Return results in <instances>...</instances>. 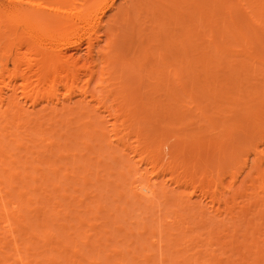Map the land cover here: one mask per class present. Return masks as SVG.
Returning a JSON list of instances; mask_svg holds the SVG:
<instances>
[{
  "label": "rangeland",
  "instance_id": "374dc122",
  "mask_svg": "<svg viewBox=\"0 0 264 264\" xmlns=\"http://www.w3.org/2000/svg\"><path fill=\"white\" fill-rule=\"evenodd\" d=\"M121 2L122 0H115L114 8L109 10L106 15L101 18L102 21L100 26H103L104 28L105 24L108 25L113 23L111 20L114 19V17L112 16H116L115 14L118 13L116 12L118 10L117 7L122 4ZM143 2L145 1H138L139 6L137 8L139 10L141 8V4H143V6L147 5L146 8L153 9L152 5L154 2L159 4L160 8L166 9V6L167 8L169 6L172 7L171 0H146V3ZM151 2H153V4ZM212 3L214 4L213 6H215L213 24L215 29L212 27V31H210V33H213L215 36H219L218 32H221V29H224L227 25L226 24L223 26L222 22L223 18L226 16L225 14L232 10L230 8L231 1L213 0ZM219 3L221 4L219 5ZM223 3H225V5ZM137 8L132 9L131 7L130 9L132 11L129 9L131 14L129 11L127 14H130L128 16L129 18L127 19V16L123 17V15L122 17L124 20L118 19L117 21L119 22L115 23L114 26L116 24L118 25H116L114 29H116L115 31L117 36L122 39L120 40L117 37L119 43H121L120 47L125 50V54L127 52L125 46L129 45L128 43L133 39L134 36L136 37V39L135 37L134 39L138 40L136 35H139V42L141 40L143 42V39L145 38L144 44L142 45L143 49H141V45H139L140 49L137 50L139 55H136H138V59L141 58L143 55L140 56L141 53L139 52L144 50L142 53L146 54L145 57L147 58H141L140 63H137V58H132L134 57L132 53L126 55L122 53V57L120 56V60L116 65L119 70L116 71V73H123H121V76L119 75V77H122V80H124V82L121 80L123 84L121 82L120 85L116 84L119 87L122 86L120 91H123H121L119 95L122 97H120V99L117 97L118 99L112 101H114V105H118L117 110L119 109V111H121V113L119 112L120 116H118V118H123V120H125L124 122L122 119L117 118V122L122 123L123 121L126 124L125 125L122 123L124 126L122 125L121 127V124L118 123V127L122 129L120 133L123 132L120 135H124L125 133L126 138H124V140H127L126 142L129 144L128 146H130L131 149L133 146V149L138 150H134L136 153L132 154L128 151H121L122 146H120L121 149L116 145L113 146L115 142H113L114 144L109 145V142L107 141L109 139H107L106 136L101 135L99 131L100 127L97 128L96 125H94L95 127L92 126L94 129L88 128L87 125L90 124L89 126L91 127V124L93 123H88L87 118L86 120L83 118L84 121H82L83 119L81 118L79 120V115H77L78 113L75 114L73 110L72 111L74 114H72V111H69L60 113L57 116V113L51 109V106L53 105L50 104L49 107H44L45 102H40L36 105L34 114H29L28 109L26 111L24 110L25 112L22 111L21 113H23L25 116L22 114L24 117H22L20 120V122L23 120V123L21 122L18 128V132L20 133H17L18 136L16 135L13 138V142L15 141V138L18 137L16 139L22 143L21 145L17 146L20 142L18 143V141H15L18 144L15 142H9L10 145L8 144V148H6L8 149V152L6 153H13L11 157L13 156L16 158L12 164L13 166L15 165L16 171V167L18 166L17 168L19 171H13V174L16 176L12 175L10 168L13 166L10 160L9 162L11 166H7L9 169L7 167H5L7 169L2 168L3 166L1 167L3 170L0 171L2 173H0V187L2 186V190L0 189L2 193L1 191L0 193H5L3 194L5 200L4 198L2 201L0 200V207L3 201H7L6 205L10 206H12L10 202L14 201V203H17L19 206L13 203V205L18 206H13V208L16 207L13 211H16L18 208L20 214H16L17 211L15 214H13L15 216L22 215L24 218L21 216L22 219H16V217L14 219V215L11 213V218H13L12 222H15V224L13 225L11 222L10 225L15 226L16 229L15 230L12 228V226H10L13 230V241L12 239L11 241L14 242L15 240L17 250L16 248L13 250L12 242H9V239L11 238L9 235L10 233L8 234V237V235H6L7 231L3 229V226L0 228V239L2 238L0 240V245L2 246L0 248L2 249L0 250L2 251L0 252V264H21L19 259H15L17 258L16 254L18 253L20 256L22 254L21 257L23 261L28 258L26 259L27 264H52L51 262H53V260L48 259L49 262L45 260L48 256H52L51 259L55 257V261L53 262L54 264H264V193H261L259 189L255 187L257 185L251 187L252 183L256 181L255 173H252L253 175L250 174L249 176L247 175V177H244L247 174L245 172L248 171L247 168L249 167L250 163L249 160H244L245 153L240 154L241 152L238 151L240 147H237L238 144L235 143L236 141L232 142L230 145V141H234L233 137L235 133L233 129L236 131V128L232 129V127H235L237 122H235V120L229 121L228 123H230L229 126H231V128H229L228 124H226L229 130L232 129V134L234 133L231 136V133H224L225 135L221 133L222 126H220V122L217 121L223 116L226 117L227 115L240 110L241 107H246V102H243L245 101V97L241 96L244 99L243 100L238 95L242 91L239 93L236 92L237 89L235 86L240 82L239 85L242 88L245 83V86H247L248 82L253 84L257 81L254 82L252 78L250 81L248 78V80H245L246 73L244 71L242 72L239 68L237 69L238 60H241L242 57L239 56V59L236 53L233 52L236 48L232 45H229L230 43L227 41H222L220 43L218 40V43H215L216 47L213 48L211 52H208L209 54L206 53V55H196L197 58L191 56V53H189V55H185L187 57L189 56L188 59L186 57V59L184 57L182 59V56L184 55L177 56L180 58V61L176 63L175 60H172L173 57L171 56L173 55L170 56L167 54V58L166 56H164V58L161 56L156 58L158 55H160L159 53L165 51L163 48L166 44L165 40L168 39L169 41V38H174L172 42H174V45H177L176 48L180 49L181 47V49L183 48L184 50V47L189 49L190 46L195 44L196 38L191 36L190 33L184 34L182 29H179L181 25L175 22L174 19L172 20V18H170L168 15L166 18H164L166 14L163 16L161 11L160 17L163 18V20L159 18L161 20L160 21L158 18H156L157 21H160L157 22L156 19L154 20L156 17L155 14L157 13L156 10L154 11V9H148L147 11L145 8L144 11L142 8L139 11ZM189 9L190 7L187 4L184 3L181 5V11L183 10V15H187L188 11L190 12L191 10ZM142 10L145 13L151 10L150 13L153 11L155 16H152V13L151 15L150 13L146 15L144 12H142ZM133 11L135 14L134 17L131 16L133 15ZM137 12L138 14L139 12H142L140 13L142 15H137ZM111 13L115 14L112 15ZM143 14H145V21L143 19ZM148 15L153 17L152 19L154 21L150 19L151 17ZM183 15H181V19L186 18V20H188L187 16L185 17ZM130 16L133 18V23H136L134 19L138 16L136 23L137 25L132 23ZM146 16L148 17L147 20ZM182 16L184 18H182ZM129 21H131V24L133 25H131ZM159 23H162L160 27H158ZM125 24H128V26ZM142 25V28H144L146 32L141 28ZM133 26L135 28L134 30L137 29L136 27L139 28L137 30L138 32L133 31L132 33L131 29ZM146 27H148V29L151 31L153 29L152 33H154L155 30L157 35L154 33L156 35L154 36V34H152L150 31L147 33L148 29L146 30ZM103 28L101 27V29L98 31V33H100H97L101 39H104ZM140 28L142 29L143 33L140 32ZM179 31H181V33H183L186 37L184 38L182 36L183 34L181 35ZM134 32L136 35H133ZM131 34L133 37L130 36ZM146 34H148V36ZM168 35H173L174 37H169ZM141 36L143 38H141ZM157 37L158 39L161 38V43ZM129 38L132 39L130 40ZM146 41L148 42V44H146L148 47L145 45ZM126 43L128 45H126ZM172 44L173 43L170 41V45ZM144 45L146 48H144ZM82 46L84 47L83 43L81 44V49L76 50L69 48L65 53L67 55H73L74 57L82 56L84 51ZM226 47H230V49L233 47L234 48L231 52V50ZM217 50L219 53L216 52ZM121 52L122 51L120 50V53ZM213 54H216V57ZM128 55H130L131 58ZM227 56L228 58H226ZM169 57H171V59ZM160 58L163 61H167L168 59L167 63L162 62V64H165V66L158 62L161 60ZM176 58L174 57L173 59ZM219 59L220 61H218ZM171 60L173 62H171ZM181 61L182 63L185 62L184 65L181 63ZM127 64L129 66L132 65V68L134 66V68L132 69ZM10 65L11 64L8 63L7 68L8 66L10 68ZM166 65H168V67ZM262 75L261 77H264ZM127 76L130 78V80L127 78ZM176 76L177 80L174 78ZM179 79L180 81H178ZM261 79L264 80V78ZM114 81H116V83L118 82L119 84L118 78ZM95 85L96 84L94 81L90 82L89 90L91 92L95 91L97 93L99 88L97 89ZM94 86L97 90L94 89ZM117 86H114L113 84V87ZM167 86L171 88V90ZM180 87L182 88L181 90ZM62 90L63 88L60 87L58 92L59 94H57L58 97H63L61 96V93L63 95ZM174 92L177 93L175 94ZM118 93L119 92L116 94ZM234 93L235 95H233ZM123 94L124 97L126 96L125 98L123 97ZM234 98L237 100H234ZM76 99L77 95L73 94L71 96L70 102L68 104L65 102L64 105H66V107L68 106V109H71V107L74 108V105L76 108ZM110 101L107 102L110 103ZM118 102H120V105ZM213 102H215V104H213ZM114 105L113 107H115ZM217 105L219 107H217ZM121 106L123 108H119ZM47 107L48 109H45ZM48 110L50 111L48 112ZM212 110L215 113H213ZM261 111L264 112V110ZM70 112L71 114H69ZM122 113H124L123 116ZM104 114L105 113L102 115ZM125 115L126 117H124ZM104 116H106V114ZM218 116H220V118ZM81 117L83 116L81 115ZM106 117L107 119L105 117L104 119L109 121V123L105 122L103 126H107L106 128L109 129L108 126L113 121V118L111 120V117ZM134 118L139 122L137 123ZM132 119L135 122H133ZM85 121L88 124H86ZM232 122L235 123L232 124ZM131 123H133V125ZM83 124L86 126H83ZM21 126H23V128ZM69 127L71 128L69 129ZM83 127L86 130H83ZM135 127L136 129H134ZM87 128L89 130H87ZM50 129L55 131L51 134ZM85 131H89V134ZM130 132H132V134ZM40 134L42 137H44H40ZM50 134L52 137H49ZM144 134L145 137L143 138ZM221 134L223 137H225L223 138ZM54 138L55 142H59L53 144L54 141L51 139L54 140ZM49 139L50 143L52 144H49ZM214 139L216 141H214ZM218 139H220L219 142H217ZM223 140H226V143ZM24 143H27V146L29 145L28 147L30 148L27 149L28 147L24 145ZM223 143H225V146ZM49 145H52V147ZM222 145L223 149L220 147ZM225 147H228V149ZM234 147L237 149H234ZM49 149H52V151ZM220 149H222V151H220ZM225 150H227V152H225ZM15 153L17 155H15ZM134 154L139 155L136 157ZM141 155H147L149 157V162H156L161 167L158 173V178H155L156 187L154 188L156 190L150 200L145 199L141 195L138 196L136 193L134 194L133 190L130 189L135 177L134 173L136 167L141 169L145 167L148 171H150L151 168L150 164L148 165L146 161L143 162L144 164L141 163L143 166L141 164H136L133 166V164L136 163L135 161H137V158H139V156L142 157ZM147 156L146 158H148ZM127 157L128 159L135 158L134 161H126ZM150 157L152 160H150ZM46 159L50 160L46 161ZM23 160L25 162H23ZM240 160L246 162L248 165L246 163H243L242 165ZM125 163L130 164L127 165ZM21 164L24 165L23 168ZM244 164L247 168L244 166ZM53 169H55V171ZM4 170L7 171L4 172ZM9 171L11 173L10 177L13 176L12 180H15V182L12 180L11 183L8 182V177L6 176H9ZM161 171L164 173L161 174ZM38 173L42 174L38 175ZM33 174L35 179L34 181L32 179ZM173 175L181 176V180H186L187 178H189V180L187 179V182L184 180V183L181 185L179 184V186L172 182L171 177L173 178ZM185 176L190 177L186 178ZM3 177L4 179H1ZM6 181L10 184L9 187L12 185L10 188L6 186L8 184ZM208 182L210 184H208ZM206 185H209V187L211 186V188L209 189ZM3 187H6L5 189L8 188L7 194ZM212 187L216 189L214 190ZM212 189L217 195L214 196V191ZM203 190L205 192L208 191L209 193H205ZM256 191L259 192L256 193ZM210 195L214 196L215 200L210 197ZM215 197L217 199L220 197L219 199L222 200L218 199V202ZM188 199H191L192 202L191 200L188 201ZM1 219L2 218L0 217V220ZM18 221H21V223L19 222V224ZM43 222L45 223V226L47 224V227L43 226ZM62 224L63 226L66 225L67 227L64 226L63 228ZM1 225H3V222L2 224L0 223V226ZM41 226L43 228H41ZM45 231H48V233ZM43 232L46 234V236L51 232L53 235H50V237L48 235L49 239H47ZM14 234L16 237H14ZM2 240L4 241L1 244ZM16 240H18L19 244H17ZM49 244H52V246H50L53 249L49 247ZM71 248H76L81 253L77 250V254H73L76 257L73 258ZM257 249L258 251H256ZM24 250L27 255H25ZM15 251H18V253ZM79 254H82V256ZM73 259H76V261Z\"/></svg>",
  "mask_w": 264,
  "mask_h": 264
},
{
  "label": "bare ground",
  "instance_id": "6f19581e",
  "mask_svg": "<svg viewBox=\"0 0 264 264\" xmlns=\"http://www.w3.org/2000/svg\"><path fill=\"white\" fill-rule=\"evenodd\" d=\"M138 1L139 0H122V2H121L122 4L117 7L118 10L116 12H118V13H116V14L114 13L118 18L116 16H112V17H114V19L111 20V21H113V23L112 24H108V25L105 24L104 28H103V26H100V23L102 21L101 18L103 16H105L106 13L109 10L114 8L115 0H0V171L3 170V169H1L2 166H3L2 168L7 169L8 168L7 166L8 165L11 166L12 162L16 159L13 156H12L13 157V159H12L11 155L13 153L12 154L10 152L6 153V152H8L7 151L8 149H6V148H8L7 146L9 144V142H11V143L13 142L14 136H16V135L18 136L17 133H20V132H18L19 131L18 128H19L21 122L23 121L22 120L20 122V120H21L22 117L25 116L21 112L24 111V110L26 111L28 109L29 112L28 111L27 112L29 114H34V109H35L36 105L39 104L40 102H45L44 103L45 104L44 107H46V106L49 107L50 104L53 105V106H51L52 107L51 109H52V111H55L57 113V116L60 113L69 112V111L73 110L75 112V114L78 113L77 115H79V117H78L79 120H80V118L81 119L85 118V120L87 118V122L88 123L89 122L93 123V124H91V127L89 126L90 124L87 125L88 128H93V127H95L94 125H96L97 128L100 127L99 131H100L101 135H104V136L107 137V139H109V140H107L109 142V145L110 144L112 145V144H114L113 142H115V144L113 146L116 145L119 148H120V146H122V150L121 151H128L129 153H132V154L136 153V151L138 149L137 150L133 149V146H132V149H133L132 150L130 148V146H128L129 144L126 142L127 140L126 141L124 140V138H126V134L124 133L125 136L124 135H120L123 132L120 133L122 129H120L118 127V123H120V122H117L118 121L117 118H118V116H120L119 112L121 113V111H119V109L117 110L118 105L115 103L117 105V107H116V105H114V101H112V100H115V99H118V98L120 99V97H122V96H119L121 91H123V90L120 91V89H122V86H120V87L117 86V85H120V82L122 80V77H119V75L121 76L122 72L116 73V71H119L118 67H116V65H117V62L120 60V56L122 57V53L125 54V50L120 47L121 43H119V41H118V38L120 39V37L117 36L116 31H115L116 29H114V27H116V25H118V24H116L115 26H114V24L119 22V21H117L118 19H123L124 20L123 17H125V16H127V19H128L129 18L128 16L131 14L130 11H132L130 8L131 7H132V9L137 8L139 6L138 5ZM142 1H145L143 3H146V0H142ZM190 1L189 0H186V1H184V0H171L172 7L169 6L171 8H169V7L167 8V6H166V9L160 8V5L155 3V2H154V4H153V2H151L153 4L152 8L154 9V11L155 10L157 11V13L155 14L156 17L154 18V20L156 18H158V20H160L159 18H161L160 16H161V12H162L163 16L166 14L164 18H166V16L168 15V16H170V18H172V20L174 19L175 22L180 24L181 27L179 29H182V32H184V34L185 33H190L191 36L196 38L195 44L190 46L189 49H186L184 47V50H183V48L181 49V47H180V49L176 48L177 45H174V42H172V40L174 38L173 39L169 38V41H168V39L167 40L164 39L166 44H165V46H164L163 43L162 44L164 46L163 48L165 49V51L159 53L160 55H158L156 58H158L159 56H161L163 58H164V56H166V58H167V54L170 55V56L173 55V56H171L173 58L174 57L176 58L177 56H180V55H184V56H182V59H183V57L184 58L186 57L188 59L189 56L187 57L185 55H189V53H191V56H194V57H196V55L197 56L198 55H204V54L206 55V53L211 52V50L216 47L215 43H218L217 42L218 40H219L220 43L222 41H224V42L227 41V42L230 43L229 45H232V46H234L236 48L233 51L232 49L234 47L232 49H230V47H226V48H229L231 50V52L232 51L235 52L238 57L239 56L242 57L241 60H238L237 69L239 68V69H241L242 72L244 71L246 73L245 74L246 75V77H245L246 79L245 80L249 79V81H250V79L252 78L254 80V82L255 81H257V82H255L253 84H250L247 81L248 85L245 86V84H246L245 83L243 85V87L245 86L244 88L243 87L241 88V86L239 85L240 84V82H239V84H237L235 86L236 89H237V90L236 89L235 90L238 93L240 91H242L240 94H238V93L237 94L240 97L241 96L245 97L244 98L245 101H243V102H246L245 103L246 107H241L240 110H237L236 112H233V113L230 111L232 114H229L230 116L227 115L229 117H227V116L224 117L223 116L222 118H220V116H218L220 119H218L217 121H219L220 124H221V125L220 124L219 125L222 126V130H221L222 134H224V133L230 134L231 133V136H232L235 133V135L233 137L234 141H230V145H231L232 142L236 141L235 143L239 145V146L237 145V147L238 148L240 147L239 148L240 150L238 149V151L241 152L240 154L245 153L244 154L245 155V159L244 160L245 161L249 160V162H250L248 168L244 164V166L248 169V171L245 172L247 174L244 177H247V175L249 176L250 174H252V173L254 174L255 173V175H256V179L255 180L256 181L252 183L251 187H254L255 185H257L255 187H257L261 193H264V112L261 111V110H264V80L261 79V78H264V77H261V75L264 74V0H230L231 1L230 8L232 10H230L226 14L224 13L226 16L223 18V22L220 20L223 23L222 25L225 26L227 24L226 25L227 27L225 26L224 29H221V32L217 31L219 33L218 34L219 36H215V35H213V33L212 34L210 33V31H212V27L214 28L213 24H214V8H215V6H213L214 5L212 3L213 0L212 1H210V0H192L191 2ZM140 3H142V2H140ZM184 3L187 4L190 7V9H191V10L189 9L190 12L188 11L187 15H185V14L183 15V10L181 11V5L184 4ZM220 4L221 3H219V5ZM223 4L225 5V3H223ZM142 6H143V4H141L140 10L143 8L144 11H145V8L147 7V5L146 6L144 5L145 8H144V6L143 7ZM178 8L180 9V11H179ZM129 9H130V11H129ZM146 9L148 11V9H151V8H146ZM153 9H151V10H153ZM151 10H149V12H146V13L142 10V12H144L147 15V14L150 13ZM128 11L130 12L129 15H127L129 13ZM142 12H139V14L142 13ZM151 13H152V16H155L153 11ZM151 13H150V15H151ZM114 14H112V15H114ZM139 14L137 12V15H139ZM145 14H143V16H144L143 19L145 18ZM120 15H121V17H120ZM134 15L135 14H134V11H133V15H131V16L134 17ZM140 15H142V14H140ZM150 15H148V16H150ZM181 15H183L185 17L187 16L188 20H186V18H184L183 16H182V18H184V19H181ZM137 17L134 19L136 23H137V19H138ZM139 18H140V16H139ZM152 18L153 17H151L150 19H152ZM170 18H168V19H170ZM130 19H131V21L133 23L134 22L133 18L131 17ZM147 19H148V17L146 16V20ZM161 20H163V18H161ZM131 21H129L130 24H131ZM144 21H145V19H144ZM153 21H151V22L154 23ZM156 21H157V19H156ZM160 21H157V22H160ZM187 22L190 23V24H188ZM136 23H133V24H136ZM133 24H131V25H133ZM160 25H162V23L161 24L159 23L158 27H160ZM126 26H128V24ZM134 26L132 27V29L130 28L132 30V33H133V31H137L139 29L138 27H136L137 29L134 30L135 29ZM223 26H222V28H223ZM101 27L103 28V32H104V34H103L104 35V39H101L99 37V35H98L100 33V32L98 33V31H99V29H101ZM129 27H131V26H129ZM142 27H143V25L141 26V28ZM142 29L145 31L144 28H142ZM142 29H141L140 32H142ZM147 29H148V27H146V30ZM214 29H213V31H214ZM148 31H150L152 33L153 29H152V31L148 29L147 33H148ZM127 32H129V31H127ZM142 33H140V34H142ZM154 33L156 34L155 30H154ZM154 33H152V34H154ZM179 33L181 35L183 34V33H181V31H179ZM155 34H154V36L157 35V34L156 35ZM184 34L182 36L185 38L186 36H184ZM133 35H136L135 32H134ZM146 35L148 36V34H146ZM173 35H170V36L172 37ZM130 36H132V34ZM136 36H137L138 40H135L136 37L134 36L135 37V39H134V37L132 36L133 39L131 38L132 39L131 40L129 38L131 41L130 42L128 41L129 43L127 42L129 45L126 43V45H128V46H125V49L127 51L126 54H131L132 53V55L134 56L132 58H135V57L137 58V56L139 55L137 50L140 49V48L143 49L142 45L144 44V40H145V38H144L143 42H142V40L139 42V39H140L138 37L139 35L137 34ZM122 37H123V33H122ZM143 37H144V35H143ZM143 37L141 36V38H143ZM157 39H158V37H157ZM120 40H122V39H120ZM158 40L160 42L161 38H159ZM158 40H156V41H158ZM166 41H168L169 44ZM170 41H171V43H173L172 45H170ZM138 42H139V44H138ZM224 42H223V44H224ZM82 43L84 44V47L82 46L84 48L82 56L74 57L73 55H67L65 53L69 48H73V49H76V50L81 49L80 47H81ZM206 43H207V45H206ZM122 44H123V42H122ZM146 44H148L147 41H146L145 45ZM124 45H125V43H124ZM139 45H141L140 48H139ZM146 46L148 47V45H146ZM146 46L144 48H146ZM148 49H150V48H148ZM120 50L122 51L121 53H120ZM218 50L216 52H218ZM143 51L141 50V52H139V53H141L140 56L141 55L144 56V57L143 56L141 57L142 59L147 58V57H145L146 54L142 53ZM218 53H217V55H218ZM136 54H138V55H136ZM151 55H152V53H151ZM128 56L130 57V55H128ZM214 56L216 57V54ZM228 56H230V55H228ZM228 56L226 58H228ZM171 57H169V58L171 59ZM141 58H139V59L137 58V63H140ZM173 58H172V60H175V63L180 61L179 57L176 58L177 60L173 59ZM222 58H224V57H222ZM239 59H240V57H239ZM172 60H171V62H173ZM167 61H168V59H167ZM167 61H163L161 59L158 62H160L162 64V62L167 63ZM218 61H220V59ZM230 62H231V59H230ZM8 63L11 64L10 68H9V66L7 68V64ZM142 63H144V62H142ZM181 63H182V61H181ZM184 63H182V64L184 65ZM141 64H139V65H141ZM145 64H147V63H145ZM171 64H173V63H171ZM177 64H179V63H177ZM229 64H227V65H229ZM148 65H150V64H148ZM162 65L165 66V64H162ZM131 66H129V67H131ZM166 66L168 67V65H166ZM195 67H196V65H195ZM133 68H134V66H133ZM119 69H120V67H119ZM144 69H145V67H144ZM194 69H196V68H194ZM136 70H137V68H136ZM142 71H144V70H142ZM148 71H150V70H148ZM165 72H168V71H165ZM133 73H131V74H133ZM151 73H152V71H151ZM192 75H195V74H192ZM177 76L174 77V78L176 79ZM262 76H264V75H262ZM117 78H118L119 84H118V82L116 83V81H114ZM119 78H120V80H119ZM127 78H128V76H127ZM165 78H166V76H165ZM189 78H191V77H189ZM128 79L130 80V78H128ZM225 79H226V77H225ZM155 80H157V79H155ZM240 80H241V78H240ZM92 81H94V83L96 84L95 85L96 88L97 89L99 88L97 90L95 88V86H94V89L97 90V93L95 91L91 92L89 90L90 89L89 88L90 82H92ZM122 81L124 82V80H122ZM178 81H180V79ZM195 81H196V79H195ZM163 82H165V81H163ZM251 82H252V80H251ZM127 83H128V81H127ZM156 83H157V81H156ZM113 84H114V86H117V87H113ZM190 84H191V82H190ZM220 85H221V83H220ZM60 87L63 88V90H62L63 91V95L61 93V96H63L62 98L58 97V95H57V94H59L58 92H59V88ZM181 87H180V90L182 89ZM169 89L171 90V88H169ZM116 90H117V92H119L118 94H116L117 93ZM124 91H125V89H124ZM175 91H177V90H175ZM224 92H225V90H224ZM233 92H235V91H233ZM73 94L77 95V99H76V104H77L76 106L77 107L75 108V105H74L75 109L72 108V107H71V109L70 108L68 109L67 108L68 106L66 107V105H64V103L67 102V104H68L70 102L71 96ZM135 95H137V94H135ZM233 95H235V93ZM123 97H124V94H123ZM134 97H136V96H134ZM219 97H220V95H219ZM87 98H89V99H87ZM170 99H171V97H170ZM226 99H228V98H226ZM234 100H237V99L234 98ZM107 101H110V103H108ZM119 103L120 102H118V104ZM213 104H215V102H213ZM113 105L116 108L113 107ZM128 105H131V104H128ZM240 105H242V104H240ZM228 106H230V105H228ZM228 106H227V108H228ZM48 107L45 108V109H48ZM111 107H112V109H111ZM217 107H219V106L217 105ZM119 108H123V107L121 106ZM213 109H217V108H213ZM49 111L50 110H48V112ZM73 111H72V114H74ZM133 111H134V109H133ZM226 111H228V110H226ZM103 113H105L106 116H108L109 118L111 117V120L113 118V121L108 126L109 129L106 128L107 126L106 127L103 126L105 122L109 123V121L106 120L107 117L104 116L105 114L102 115ZM115 113H116V115H115ZM124 113H126V112H124ZM124 113H122V116H123ZM213 113H215V112L213 111ZM22 114L24 116H22ZM69 114H71V112ZM81 115L83 117H81ZM43 116H45V115H43ZM134 116H137V115H134ZM38 117H40V116H38ZM104 117L106 119H104ZM124 117H126V115ZM95 118H100L101 120L100 119H95ZM132 118H133V116H132ZM118 119H122L123 120V118H118ZM231 120H235V122L238 123V124L237 123L235 124V127H232V129L236 128V131L233 129V131H234L233 134H232L233 131H231L232 129H230V130L228 129V127L231 128V126H229L230 123H228ZM82 121H84V119ZM123 121L125 122V120H123ZM123 121H122V123H124ZM132 121H133V119H132ZM214 121H216V120H214ZM79 122H81V121H79ZM87 122L85 121L86 124H88ZM133 122H135V121H133ZM136 122L138 123L139 121L136 120ZM235 122H232V124H234ZM45 123H46V121H45ZM64 123H65V121H64ZM122 123H120L121 127L123 125ZM30 124H28V125H30ZM80 124H82V123H80ZM131 124L133 125V123H131ZM226 124H228V127H227ZM23 126H21V127L23 128ZM83 126H86V125L83 124ZM232 126H234V125H232ZM70 128L71 127H69V129ZM88 128H87V130H89ZM39 129H40V127H39ZM84 129L85 128L83 127V130ZM119 129H120V131H119ZM123 129H124V127H123ZM134 129H136V127ZM21 130H23V129H21ZM40 131H41V129H40ZM54 131L51 130V134ZM218 131H220V130H218ZM222 131H224V132H222ZM85 132L88 133L89 131H85ZM127 132H128V130H127ZM140 132H141V130H140ZM48 133H50V132H48ZM90 133H91V131H90ZM130 133L132 134V132H130ZM218 133H220V132H218ZM51 134H50L49 137H52ZM222 134H221V136H222ZM93 135H95V134H93ZM40 137H42V135ZM53 137H54V133H53ZM144 137H145V134L143 135V138ZM216 137H217V135H216ZM16 138H18V137H16ZM16 138H15V141H18V143L19 142L20 143L18 144L17 142H15V141L14 142L16 144H18L17 146L21 145L22 142L17 140ZM45 138H46V136H45ZM82 139H83V137H82ZM20 140H21V137H20ZM51 140L55 142V138H54V140L53 139H51ZM230 140H232V139H230ZM107 141H105V142H107ZM214 141H216V140L214 139ZM219 141H220V139H218L217 142H219ZM223 141L225 142L226 140H223ZM54 142H53V144H56L59 141H57L55 143ZM225 143H223L224 146H225ZM49 144H52V143H50V139H49ZM24 145L27 146V143H24ZM42 145H45V144H42ZM228 145H229V142H228ZM49 146L52 147V145H49ZM234 146H235V144H234ZM15 147H16V145H15ZM218 147H219V145H218ZM220 147H222V149H223V145L220 146ZM29 148L30 147H28L27 149H29ZM225 148L228 149V147H225ZM229 148H230V146H229ZM235 148L236 147H234V149ZM222 149H220V151H222ZM25 150H26V148H25ZM49 150L52 151V149H49ZM134 150H136V151H134ZM235 151H237V150H235ZM11 152H12V150H11ZM225 152H227V150H225ZM29 153H30V151H29ZM48 153H49V151H48ZM66 153H68V152H66ZM129 153H127V154H129ZM138 153L140 154L139 151H138ZM230 153H232V152H230ZM132 154H130V155H132ZM139 154H134V155H136V157H138L137 155H139ZM15 155H17V154L15 153ZM146 156L145 155L142 156V157L139 156V158H137V161H135L136 163H134V164L132 163V164H133V166L136 165V164H141V163L144 164L143 162L146 161L147 164L148 165L150 164V166H151L150 171H148L145 167L142 168V169L139 168V167H136V170H135V173H134L135 177H134V180L132 182V185H131L130 189L133 190L134 194L136 193V194H138V196L141 195L145 199L150 200L153 197L154 193H155V190H156L154 188V187H156V185H155V180L156 179L155 178H158V173H159L161 167L156 162H152V161L149 162L148 161L149 157L147 156L148 158H146ZM45 157H47V156H45ZM134 158L133 159H130V158L128 159V157H127L126 161H128V160H133L134 161ZM34 159H37V158H34ZM34 159H32V160H34ZM9 160H10L11 164H10ZM24 160H23V162H25ZM47 160L48 159H46V161ZM150 160H152L151 157H150ZM154 160L156 161L155 158H154ZM240 161H241L242 165H243V163H246V162H244L242 160H240ZM237 162H238V160H237ZM71 163H72V161H71ZM125 164L129 165L130 163H125ZM4 165H6V166H4ZM21 165H22V168H23L24 165L23 164H21ZM12 166H13V164H12ZM5 167H7V168H5ZM17 167H16V169H17V171H19ZM12 168H14V169H12ZM12 168H10V171L12 172V175H15V174H13V171H16L15 170V165ZM53 170L55 171V169H53ZM86 170H87V168H86ZM5 171H7V170H4V172ZM10 171L8 172L9 176L8 175L6 176V177H8L7 178L8 182L9 183H11L12 181L15 182V180H12L13 176L10 177V174H11ZM16 172H14V173H16ZM23 173H24V171H23ZM160 173L163 174L164 172L162 173V171H161ZM39 174H42V173H38V175ZM17 175H18V173H17ZM187 177H190V176H187ZM1 179H4V177L1 178ZM32 179H33V181L35 180L34 179V174H33V178ZM181 179L182 178L179 175H175L173 178L171 177L172 182L174 184H176V185H179V184L181 185L182 183H184L183 181L185 179H183V180H181ZM187 179L189 180V178H187ZM186 180H185V182L188 181V180L187 181ZM0 182H1V180H0ZM8 182L6 181V183H8ZM241 182H245V181H241ZM9 183L7 185L6 184L5 185L7 187H9V185H10ZM212 183H214V182H212ZM208 184H210V183L208 182ZM200 185H201V183H200ZM206 186L210 189L212 184H211L210 187H209V185H206ZM1 188H2V186L0 187V189ZM5 188L6 187H3V189L6 190V194H7V191H8L7 189L8 188L7 189H5ZM212 188H214V187H212ZM215 189L216 188H214V190ZM199 190H201V189H199ZM203 192H205V191L203 190ZM206 192H208V191H206ZM258 192L256 191V193H258ZM1 193H2V191H1ZM1 193H0V198H1L0 200L2 201V199L4 198L3 194H5V193H3V194H1ZM215 193L216 192L214 191V196L217 195ZM256 193H254V194H256ZM211 195H210V197H212L214 199V196H211ZM258 196H261V195H258ZM6 197H7V195H6ZM219 198L220 197H218V199ZM139 199H141V198H139ZM191 199H188V201L191 200ZM218 199L216 198L217 201H218ZM4 200H5V198H4ZM219 200H222V199H219ZM186 202H187V200H186ZM191 202H192V200H191ZM6 203H7V201L6 202L3 201L1 203V207H0V217L2 218L1 219L2 221L0 220V223L2 224V222H3V225H1L0 228L3 226V229H5L8 232L7 233L6 231H4V232H6V235H8L10 233L9 235L11 236V238L9 239V242H12L13 241V236H12L13 235V233H12L13 230H12V228L15 229V226H12L10 224H11L13 218L15 219V217H16V219H18V218L20 219L22 215H18V216L14 215L16 211H17L16 214L17 213L20 214L19 211H18V208H17L16 211H13L16 207L19 206L17 203H14V201L10 202L12 204V206L6 205ZM8 203H9V201H8ZM13 203L17 204L18 206L13 205ZM8 206H9V208L10 207L11 208L9 209ZM13 206H16V207L13 208ZM97 209H98V207H97ZM11 213L12 214L14 213L13 214L14 215L13 218H11L12 217ZM21 221H18V223L19 222L21 223ZM43 223H41V224H43ZM12 224L14 225L15 222H12ZM10 226H12V228ZM43 226L47 227V224L45 226V223H44ZM62 226H63V224H62ZM64 226H66V225H64ZM64 226H63V228H64ZM41 228H43V227L41 226ZM15 230H14V232H15ZM48 231H45V232L48 233ZM43 234H45V233L43 232ZM9 235H8V237H9ZM48 235L50 237V235H53V233L51 232V233L47 234V236L45 234L47 239H49ZM45 236H44V238H45ZM14 237H16L15 234H14ZM11 239H12V241H11ZM3 241L4 240H2L1 244L3 243ZM16 241H17V244H19L18 240H16ZM12 245L14 247V248L12 247V249L15 250V248H16V250H17V245H16L15 240H14V242H12ZM50 245L52 246V244H49V247L51 248ZM1 247L2 246L0 245V248ZM18 247H19V245H18ZM51 249H53V248H51ZM0 250H2V249H0ZM25 250H24V253H25V255H27ZM77 250L78 249H76V248L72 249L71 252H72L73 258L76 257L74 255L77 254L76 253ZM256 251H258V249ZM0 252H2V251H0ZM78 252H80V251L78 250ZM16 253H18V251ZM21 256H22V254H21ZM21 256L18 253V254H16L17 258H15V259L16 260L19 259L21 261V264H27L26 259H28V258H26L24 260L25 261L24 262L22 260ZM80 256H82V254ZM48 257H50V258H48ZM48 257L45 259L48 262H49V260H53V262L55 261V259H54L55 257L53 259H51L52 256H48ZM70 258H72V257H70ZM73 260L76 261V259H73ZM28 261H30V260H28ZM14 262H17V261H14ZM53 262H51V263L54 264ZM71 262H72V260H71ZM78 262H80V261H78Z\"/></svg>",
  "mask_w": 264,
  "mask_h": 264
}]
</instances>
